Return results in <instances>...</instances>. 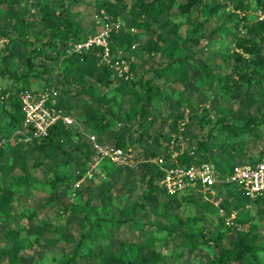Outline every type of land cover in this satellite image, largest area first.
<instances>
[{"label": "rangeland", "instance_id": "rangeland-1", "mask_svg": "<svg viewBox=\"0 0 264 264\" xmlns=\"http://www.w3.org/2000/svg\"><path fill=\"white\" fill-rule=\"evenodd\" d=\"M49 1L53 12L71 10V19L84 28L78 39L63 43L65 31H55L56 36L51 37L46 30L40 41L28 28L4 34L19 18L32 19L35 30L42 28L38 18L45 0H8L11 5L0 0V40L6 39L0 43V128L4 137L10 139L8 111L14 110L13 97L20 101L19 96L27 90H34L37 95L51 92L58 107L69 113L75 124L67 128L70 137L62 136L67 153L46 145L38 149L30 144L21 152L10 150L0 159V197L4 190L13 192L7 202L0 200V253L17 246L22 264H98L94 251L108 252L134 264H141V257H151L154 252L161 255L158 264H209L217 256L213 242L206 237L180 238L176 232L223 233L226 247H231L237 233L249 232L264 264V197L248 201L229 189L220 199L217 195L211 196V200L199 194L182 193L166 207L168 197L161 195L159 202L149 203L146 209L132 210L148 190L143 177L145 169L138 163L135 167L114 169L109 175L89 176L83 144L87 133H97L111 144L122 139L135 143L133 149L140 158L145 152L138 138L144 133L148 137L144 140L146 144L159 137L161 145L156 148L167 155L168 161L170 153L183 148L193 151L194 147H198V157L208 158L212 151L217 160L235 165L259 156L264 151V123L242 130L241 117H253L263 111L264 83L255 86L245 80L242 72L253 69L254 63L236 66L233 58L236 37L245 35V25L264 14L256 0H243L249 8L239 14L233 13L238 0H203L221 6L217 11L197 6L190 12H182L180 8L189 0H178L160 22L171 21L176 25L175 31L166 34V42L155 52L144 47L154 34L134 25L132 1L124 0L122 6L126 7L116 20L120 27L110 39L111 56L106 59L98 48L97 67L129 65L130 78L113 70L109 85L93 77L81 78L75 66L64 71L68 63L64 60L79 54L72 49L75 42L99 36L115 22L108 11V1ZM169 28L164 27V31ZM121 33L127 36L114 37ZM34 40L39 47L46 43L47 52L57 60H42L41 67L32 65L34 57L26 44ZM171 44L179 46L173 57L168 47ZM13 48L15 54L7 58ZM182 57L191 67L190 82L184 84L171 75L159 77L155 72ZM25 75H29L31 86L20 91L18 87L26 86L22 79ZM142 78L159 90L151 103L134 93L121 92L122 83ZM92 108L99 111L103 126L88 122L87 113ZM180 135L185 141L173 142ZM202 142L207 144L206 151L199 148ZM225 197L227 212L235 209L230 216L219 208ZM98 218L111 223L103 226V232H91V223ZM0 264L11 261L4 258Z\"/></svg>", "mask_w": 264, "mask_h": 264}, {"label": "trees", "instance_id": "trees-1", "mask_svg": "<svg viewBox=\"0 0 264 264\" xmlns=\"http://www.w3.org/2000/svg\"><path fill=\"white\" fill-rule=\"evenodd\" d=\"M8 4L11 5V3L8 2V0H2ZM108 1V11L109 13L114 17L115 20H117L122 11L123 8L126 6H122V3L124 0H117L116 3L112 1ZM132 5L130 11L133 14V21L134 25L139 29H148L154 34V38H151L149 42L144 46L148 51L155 52L160 51L161 49V43H165V36L168 33H171L175 31V24H173L171 21H166L164 23H160L162 20V16L174 9L175 4L178 0H151V1H144V0H131ZM233 2H236V0H232ZM256 4L264 11V0H256ZM201 6L202 8H208L211 11H217L221 4H210L208 2H205L203 0L196 1V0H189L186 3H183L180 5V8L182 9V12H190L193 8ZM235 11L233 13H238L240 11H247L249 8V5L246 3L244 4L243 0H238L235 5ZM42 15L39 20V25L42 24V28L35 30L34 25H31V20H24V18H19V22L12 27V29H6L4 34H7L9 32H12L16 29H22V28H28L30 32L34 33L36 36V39L42 40L46 36V30H49V34H51V37L56 36L54 34L55 31H65L62 34L61 41L64 43L69 40H76L80 37V35L84 32V28L80 25H78L75 21L71 19V16L73 15L70 9L60 11L59 13L53 12L51 9L50 1L45 0V2L41 5ZM239 14V13H238ZM247 20V19H246ZM245 20V22H246ZM248 21V20H247ZM169 26L170 28L167 31H164V27ZM127 35H124L121 33L120 35L114 34V37L117 39H122ZM35 39V40H36ZM31 41L29 44H26L28 47L31 48L32 56L31 58V64L36 67H41L43 65L42 60H50L52 62H55L57 57L52 56V54L47 52V49L45 47H39L37 42ZM40 40V41H41ZM235 46L236 51L233 53V58L236 60V66H239L241 63H247L248 61H251L254 63V68L246 69L242 72V77L247 80L248 82L252 83L253 85H262L264 83V20H257L254 23L245 25V35H241L236 37L235 39ZM169 47V53L170 56L173 57L176 50L179 48L177 44H171L168 45ZM96 51H99L98 48H92L88 51H84L82 53H79L77 55H74L73 57L67 58L64 61H67V65L64 68V71L67 72L69 70L70 66L77 67L78 71L81 72V78L84 76H89L95 78L99 83L109 85L111 84V78L114 75L113 69L110 68V66L105 65L103 69H99L97 67L99 63V59L97 56ZM15 54L14 48L11 50V53L7 58H11ZM61 53H59L60 55ZM38 61H36V59ZM188 62L186 58L182 57L176 60H173L171 63H169L166 67L162 69H156L155 72L158 73L159 77H165L167 75L175 76L178 80H180L182 83L186 84L190 82V72L191 67L188 66ZM193 69V68H192ZM206 69H209V67L206 66ZM202 68L198 70V75L201 74ZM23 81L26 83V86H20L18 89L21 91L25 87L30 88L31 84L29 79V75H25L22 77ZM78 83H81L80 78H77ZM85 84H83L84 86ZM137 86L139 87V90H145V93L143 91L140 92L137 89ZM121 92L127 93L131 92L134 93L137 98L144 97V100L146 103H151L153 99L156 98L157 93L159 90L154 85L150 84L147 80H144L143 78L138 82H124L121 84ZM12 105L14 110H9V115L11 116V126H12V134L19 128L22 127V123L24 120V115L22 112V105L21 102L17 97H13ZM145 106V105H144ZM144 106L142 110H144ZM71 108V105L69 106ZM207 111V109H205ZM88 116V122L91 123H97L98 126H103L102 122L99 121L100 113L96 109H90L87 113ZM130 117H132L131 114H129ZM143 117V115H141ZM244 119V125L242 126V130H247L250 125H257L259 123H264V108L261 113H258L254 115L253 117H241ZM1 123V122H0ZM142 123V121H141ZM140 123V124H141ZM68 127L62 123L54 125L48 135L45 137H34L33 140L30 142H21V143H9L7 142L4 146L0 147V159L4 157L8 151L10 150H16L18 152H21L25 147L27 146H35L38 149H41L44 145H46L48 148H56L58 150L63 151L64 153H67V150L64 148V144L62 141V136H71V132ZM251 128V127H250ZM249 128V129H250ZM97 134V133H96ZM101 139L103 138L99 134H97ZM5 136L4 132L0 128V139H2ZM145 134L141 133L138 140L141 142V146L144 148L145 157L148 158L150 156H156L163 152L158 151V147L161 144H159L160 140L159 137L155 138V142L151 143H144L145 139H148V137H144ZM103 140V139H102ZM143 140V142H142ZM136 142V141H135ZM31 144V145H30ZM85 147V164L88 165V161L91 158L92 155V149L90 144L86 141L83 143ZM135 143H129L125 140H119L118 142H114L113 145H116L118 147H122L125 149H128L129 147H133ZM197 148L194 147L193 151L195 152L194 156H190L188 152L180 157L179 162L183 164H193L194 162H203V161H210L216 165L218 175L220 178L226 177L227 175L231 174L233 172L234 167L236 166L234 163L217 160L214 157V153L211 151L210 156L208 158H201L197 156ZM199 148L206 151L207 144L205 143H199ZM199 150V149H198ZM264 153V151L256 157H251L249 160H246L243 163H249V162H256L261 155ZM103 171L106 175H109L112 170L114 169H123L122 167H116L110 163H104L103 164ZM141 167L144 168V174L143 177L147 180V187L148 190L144 193L142 200L140 203L135 204L132 207V210H136L138 208L146 209L149 206V203L153 202H159L160 196L165 195L168 197V201L166 203V207H170L172 203H175L179 197V195H170L166 191H164L160 187V180L162 178V171L152 163L145 162L141 164ZM87 169V168H86ZM229 189L231 192H237L242 197L250 200H259L264 197L259 196L256 199H252L251 197L244 194L236 185H220L218 187V198H221L222 193ZM191 194V193H190ZM13 196L12 191L4 190L2 196L0 197V200H4L7 202L10 200ZM3 202V203H5ZM209 204H213V202L208 201ZM221 210H225L226 214L225 216H230L232 212L235 209L230 210L228 207V199L225 197L222 198L220 205ZM134 220V217L133 219ZM109 223H111L109 220L98 218L94 223H91V232H103V226H107ZM178 231V230H177ZM44 233L45 231H41ZM172 233H175V231H171ZM176 236L183 238L184 236H187L191 239H199V237H206L208 238V241L213 242L215 244V248L217 249V256L215 259H213L209 264H263L262 259L257 253V246L254 244V237L249 232H239L237 233L234 241L232 242L231 247H226L224 243V237L225 235L223 233H218L214 235L213 233L205 234L203 231L200 230H192L190 233L185 232H176ZM98 238H101L99 236ZM19 248L15 246L13 249L8 251H3L0 253V261L4 258L10 259L11 264H22V261L18 257V254L16 251H18ZM94 254L96 258L100 261L98 264H134L132 262L124 261L123 259L117 258L113 254H110L108 252H99L94 251ZM161 259V255L153 253V256L151 257H141L139 259V263L144 264H158V261Z\"/></svg>", "mask_w": 264, "mask_h": 264}, {"label": "built area", "instance_id": "built-area-1", "mask_svg": "<svg viewBox=\"0 0 264 264\" xmlns=\"http://www.w3.org/2000/svg\"><path fill=\"white\" fill-rule=\"evenodd\" d=\"M264 20V14H261ZM120 27L119 23L112 22L111 27L105 29L99 36L75 42L73 50L77 53L88 51L94 47L100 48L106 59L111 56L110 39L112 32ZM6 41L1 39L0 43ZM112 69L118 71V75L130 78V67L126 65H113ZM56 94V93H54ZM56 96V95H55ZM24 120L22 127L17 129L7 139H0V147L8 141L15 143L30 142L34 137H45L50 129L59 123L67 127L75 124L73 117L63 108L58 107L54 100V95L46 91L36 94L34 90L22 92L19 96ZM52 102V103H51ZM183 129V128H182ZM87 142L92 149L91 158L87 165L89 176L95 173L105 174L103 164L110 163L116 167L130 168L138 163L145 162L155 164L162 171L160 187L170 195H180L182 193H194L203 196L207 200L218 195L220 185H236L244 194L256 199L264 195V153L256 162L237 164L233 172L226 177L220 178L216 165L210 161L194 162L187 165L179 162L181 156L188 154L194 156V151H186L185 148L170 153V161L164 153L148 158L138 157L133 147L128 149L118 147L103 141L96 133H87ZM183 142V136L174 137L173 142ZM216 199V198H215ZM216 203V201H215Z\"/></svg>", "mask_w": 264, "mask_h": 264}]
</instances>
